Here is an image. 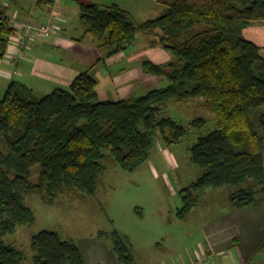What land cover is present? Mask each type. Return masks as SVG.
Segmentation results:
<instances>
[{
    "label": "trees",
    "instance_id": "trees-1",
    "mask_svg": "<svg viewBox=\"0 0 264 264\" xmlns=\"http://www.w3.org/2000/svg\"><path fill=\"white\" fill-rule=\"evenodd\" d=\"M56 0H39L53 5ZM155 18L136 23L117 3L83 5L81 20L99 48L108 55L125 50L139 32L154 35L152 46L171 51L166 62L142 61L147 74L164 76V85L147 93L102 100L91 72L78 74L68 86H57L37 97L20 81H12L0 98V264H23L24 252L4 237L19 225L35 221L26 196L38 191L55 202L66 189L78 187L95 194L105 169V150L124 169L134 170L150 157L161 135L165 143L181 142L209 118L200 116L185 125L161 116L170 99L199 105L216 119V127L200 132L191 146V159L204 171L182 189L184 216L196 204L198 190L241 185L232 192L238 208L264 201V56L261 46L244 35L253 23L264 22V0H163ZM160 29V32H157ZM15 28L6 12L0 14V58L7 53ZM38 181L32 180L34 168ZM120 264L134 256L116 231L113 234ZM33 264H86L73 239L56 230L32 236Z\"/></svg>",
    "mask_w": 264,
    "mask_h": 264
},
{
    "label": "rangeland",
    "instance_id": "rangeland-1",
    "mask_svg": "<svg viewBox=\"0 0 264 264\" xmlns=\"http://www.w3.org/2000/svg\"><path fill=\"white\" fill-rule=\"evenodd\" d=\"M120 2L127 7L136 23L155 18L164 9L163 0ZM154 37L147 32H139L132 46L133 55L139 54L138 64L132 67L138 66L139 69V79L133 84V96L164 85V76L147 74L142 66V61L150 58L144 51L150 48ZM101 49L107 57V48ZM128 52V56L119 58L120 61H128L129 49ZM99 70L97 68V73ZM147 77H151V82ZM103 79L107 80L108 76L99 79L101 86L105 83ZM36 84L31 89L37 97L58 86L45 84L43 89L42 85ZM4 96V92L0 94V98ZM202 101L201 97L188 102L170 99L162 105L161 116H171L185 125L200 116L208 117L209 122L202 131L193 129L181 142L171 145L158 134L150 157L136 169L122 168L110 150H105V169L100 174L95 194H86L75 187L66 189L55 202L50 203L38 191L29 193L26 202L35 212V221L19 225L15 232L4 237L7 243L24 252L23 264H33L32 236L42 229L56 230L63 238L75 240L83 251L86 264H120L114 248L113 234L116 231L132 252L133 264H175L186 260L189 254L207 253L210 241L217 249L233 246L246 254L252 245L250 242L255 240L250 238L246 242V231L264 230V201L238 208L231 194L241 186L251 184L200 189L191 210L184 216L179 213L186 202L182 189L197 180L204 171L192 161L191 146L200 132L206 134L216 127V119L199 105ZM263 113L264 106L252 111L253 116ZM31 178L38 181L37 167ZM248 222L253 223L246 224Z\"/></svg>",
    "mask_w": 264,
    "mask_h": 264
},
{
    "label": "crops",
    "instance_id": "crops-1",
    "mask_svg": "<svg viewBox=\"0 0 264 264\" xmlns=\"http://www.w3.org/2000/svg\"><path fill=\"white\" fill-rule=\"evenodd\" d=\"M38 1L0 0V14L6 12L12 24L17 20L55 23L57 26L53 34L28 40L25 45L17 42L14 33L11 35L7 53L0 58V94L6 93L12 81L23 82L30 88H34L38 83L43 89L45 84L51 87L70 85L78 74L89 70L98 80L100 99L119 100L133 96L135 92L133 84L139 79V69L138 66L135 69L132 67L138 64L139 54L133 55L135 51L132 46L139 33L123 51L108 55L109 49L105 48L107 56L105 57L103 50L97 47L93 36L86 33V27L80 17L83 5L98 3L106 7L111 3H117L127 10L125 5L121 4L120 0H56L53 5H39ZM244 35L261 46L264 56V22L250 24L244 29ZM128 49L130 58L128 61H120L119 58L128 56L126 54ZM144 53H149V59L157 62H166L175 58L171 51L161 46L150 45ZM97 68H100L98 73ZM105 75L108 79H103L105 83L101 86L99 79L104 78ZM147 78V81L151 82V77ZM250 223L253 222L246 224L251 225ZM257 231L245 233L246 242L250 238L251 240L255 238L253 243L250 242L252 245L246 254H242L233 246L217 249L210 241L207 253L211 258L204 264H264V230ZM198 256V253L189 254L186 260L175 264L189 263Z\"/></svg>",
    "mask_w": 264,
    "mask_h": 264
},
{
    "label": "built area",
    "instance_id": "built-area-1",
    "mask_svg": "<svg viewBox=\"0 0 264 264\" xmlns=\"http://www.w3.org/2000/svg\"><path fill=\"white\" fill-rule=\"evenodd\" d=\"M13 26L15 28L14 36L17 39V42L21 45H25L28 40L37 37H47L53 34L57 28L55 23H37L32 21L19 22L17 20L13 21ZM16 59L17 56L15 55V60ZM210 258V254L202 253L199 254L197 259L186 264H204Z\"/></svg>",
    "mask_w": 264,
    "mask_h": 264
}]
</instances>
